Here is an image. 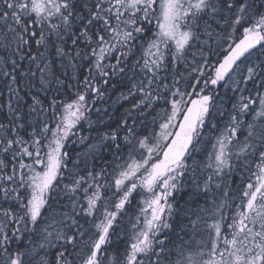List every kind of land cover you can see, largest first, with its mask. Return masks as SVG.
I'll use <instances>...</instances> for the list:
<instances>
[{"label": "snow or ice", "instance_id": "6c2138e0", "mask_svg": "<svg viewBox=\"0 0 264 264\" xmlns=\"http://www.w3.org/2000/svg\"><path fill=\"white\" fill-rule=\"evenodd\" d=\"M0 264H264V0H0Z\"/></svg>", "mask_w": 264, "mask_h": 264}]
</instances>
